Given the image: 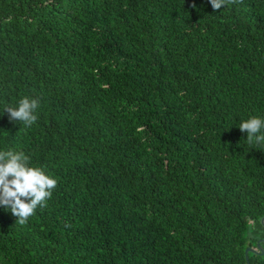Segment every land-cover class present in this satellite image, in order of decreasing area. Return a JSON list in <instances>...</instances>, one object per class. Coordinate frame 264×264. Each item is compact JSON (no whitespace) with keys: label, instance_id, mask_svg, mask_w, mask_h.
Masks as SVG:
<instances>
[{"label":"trees","instance_id":"1","mask_svg":"<svg viewBox=\"0 0 264 264\" xmlns=\"http://www.w3.org/2000/svg\"><path fill=\"white\" fill-rule=\"evenodd\" d=\"M26 95L30 127L3 114ZM253 115L264 0H0V150L57 179L0 207V264H264Z\"/></svg>","mask_w":264,"mask_h":264},{"label":"clouds","instance_id":"2","mask_svg":"<svg viewBox=\"0 0 264 264\" xmlns=\"http://www.w3.org/2000/svg\"><path fill=\"white\" fill-rule=\"evenodd\" d=\"M210 2L215 9L222 6V0ZM39 107L38 98L26 95L14 105L4 106L3 114L7 112L11 120L30 127L37 120ZM238 126L242 132H247L249 144H264V116H250ZM56 186L57 179L45 169L33 166L24 151L0 150V207L9 209L21 223L46 204Z\"/></svg>","mask_w":264,"mask_h":264},{"label":"water","instance_id":"3","mask_svg":"<svg viewBox=\"0 0 264 264\" xmlns=\"http://www.w3.org/2000/svg\"><path fill=\"white\" fill-rule=\"evenodd\" d=\"M263 222H264V220H263ZM260 249H261V250H262V252L264 253V251H263V249H262L261 247H260ZM249 252H254V250H253V249H251V248H250V249H248V250H247V252H246V256H247V257H248V253H249Z\"/></svg>","mask_w":264,"mask_h":264}]
</instances>
